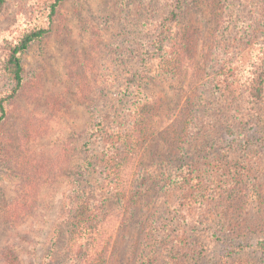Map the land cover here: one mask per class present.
<instances>
[{"label":"rangeland","instance_id":"obj_1","mask_svg":"<svg viewBox=\"0 0 264 264\" xmlns=\"http://www.w3.org/2000/svg\"><path fill=\"white\" fill-rule=\"evenodd\" d=\"M53 1L7 0L0 100L14 88L8 43L46 28ZM23 64L24 89L0 124V264L9 250L21 264H77L80 198L113 237L106 264H264V96L255 106L248 86L264 71V0H66ZM135 113L150 132L126 200L108 164ZM29 182L34 209L8 218Z\"/></svg>","mask_w":264,"mask_h":264},{"label":"trees","instance_id":"obj_2","mask_svg":"<svg viewBox=\"0 0 264 264\" xmlns=\"http://www.w3.org/2000/svg\"><path fill=\"white\" fill-rule=\"evenodd\" d=\"M66 0H54L49 4V23L46 28H35L30 31H26L23 36L14 45L8 43L6 47V61L3 65L4 74L12 82L14 88L12 93L7 97L0 100V124L8 116V104L14 100L17 95L24 89L25 85V68L23 64L24 54L31 48L32 44L36 41H40L45 36H48L53 31V24L55 18L58 14L60 6ZM7 0H0V15L6 5ZM182 2H180V8ZM177 8L170 13L169 21L175 23L178 18ZM255 27L254 22L252 23ZM239 38H242L239 34ZM242 42V39H238ZM243 44V43H242ZM192 46L189 48L191 49ZM219 52V51H218ZM233 61V59H232ZM231 61V62H232ZM204 67H209L215 64V67L220 70L216 65L218 61L213 57H208L205 60ZM263 70L262 67L259 68ZM207 70V68H206ZM221 71V70H220ZM224 80V77H222ZM229 80V79H228ZM225 81V80H224ZM227 84V83H226ZM232 87H237L241 85L232 80L228 81ZM249 89L251 91L250 100L253 104L259 105L264 96V71L260 75L251 80L249 83ZM228 89V87H226ZM242 92V89L240 90ZM236 95L234 96V98ZM242 98V96H241ZM235 115L240 113L241 105L238 104V100L229 103ZM238 116V115H236ZM241 116V114L239 115ZM241 120L242 117H239ZM129 120V131L124 133H116L117 137L113 142V149L110 151L109 157L111 161L109 162V174L111 176L113 189L116 193L120 195L123 199H131L134 197L135 186H136V174L138 172L137 167H140L142 159L137 161V157L141 154V150L145 144H148V134L150 128L148 129L145 119L141 117L140 113H135ZM100 125L97 124L96 129L91 135L90 141L85 143V150L89 151V145L92 139L99 134ZM104 132V131H103ZM112 140V139H110ZM109 154V151H108ZM89 166H92L89 163ZM85 168V164H84ZM89 168V167H88ZM27 188L30 186L29 190L22 191L17 199L13 200L11 203L6 205L2 211L8 215V218L12 220H18L23 214H29L34 209V189L31 187L30 182L26 184ZM211 187V186H209ZM212 189V190H211ZM205 190V193H218L217 190L213 188ZM212 195H206L205 198H209ZM80 198V197H79ZM78 210L80 211L79 216L74 222V228L71 234V240L69 242V251L73 255V260L77 264H106V259L109 258V250L111 248L112 236L109 237V229H106V223L102 219V214H100V209L80 198ZM194 202L199 203V200H194ZM176 244L182 245L181 241H175ZM264 251V248H263ZM3 264H21L20 257L17 253L9 250L5 254L3 259ZM162 264H186L185 262L176 259L175 256L172 258L162 261Z\"/></svg>","mask_w":264,"mask_h":264}]
</instances>
